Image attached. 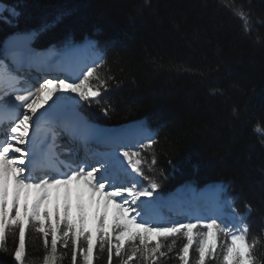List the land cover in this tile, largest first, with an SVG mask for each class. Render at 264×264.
Instances as JSON below:
<instances>
[{"label": "snow or ice", "instance_id": "obj_1", "mask_svg": "<svg viewBox=\"0 0 264 264\" xmlns=\"http://www.w3.org/2000/svg\"><path fill=\"white\" fill-rule=\"evenodd\" d=\"M235 14L249 32L248 14ZM20 15L0 0V19L11 24ZM14 35L22 46L13 41L0 54V252L8 251L11 235L13 264H26L30 226L43 239L42 264H58L65 255L58 246L70 245L72 264L78 255L81 264H94L97 249L107 252L108 264L114 257L119 264H157L181 237V264H190L194 245L191 264H264L256 254L260 237L249 239V225L223 185L213 186L210 202L191 185L166 196L145 171L157 163L152 129H100L81 114L80 102L99 103L111 79L98 71L103 57L95 41L67 40L52 63L30 47L35 33ZM86 50L93 52L87 60Z\"/></svg>", "mask_w": 264, "mask_h": 264}, {"label": "trees", "instance_id": "obj_2", "mask_svg": "<svg viewBox=\"0 0 264 264\" xmlns=\"http://www.w3.org/2000/svg\"><path fill=\"white\" fill-rule=\"evenodd\" d=\"M4 3L21 15L11 24L0 19V48L17 32L35 33L36 48L95 39L104 57L98 71L111 79L99 103H82L85 117L113 127L145 120L158 140L156 166L145 171L165 195L188 182L228 183L227 195L241 213L251 205L249 239L260 237L256 254L264 260V0ZM241 8L249 32L235 14ZM185 242L178 238L173 252L157 264H181L177 253ZM15 244L9 235L0 264H13ZM58 252L65 254L58 264H72L71 245L58 246ZM44 254L42 236L30 226L26 264H42ZM195 255L194 246L190 264ZM94 264H108L107 252L97 249Z\"/></svg>", "mask_w": 264, "mask_h": 264}, {"label": "rangeland", "instance_id": "obj_3", "mask_svg": "<svg viewBox=\"0 0 264 264\" xmlns=\"http://www.w3.org/2000/svg\"><path fill=\"white\" fill-rule=\"evenodd\" d=\"M86 41H89V40H86ZM86 41H84L83 43H79L78 45H82V44H84ZM59 49H61V48H59V47H56V46H48V47H46V48H44V49H41V51L39 50V52L40 53H45V54H47L48 56H50L51 58H53V57H55L57 60L59 59V57L56 55V51L57 50H59ZM49 50H53V51H49ZM87 51V50H86ZM86 51H84L82 54L83 55H81L82 56V58H84V59H90L92 56H93V54L92 55H90V58L89 57H87V56H85V54L87 55L91 50H88V52L86 53ZM100 55V54H99ZM34 70V71H33ZM33 70H31L33 73V75H34V73H38V71H37V69H35V68H33ZM61 74H63V73H60V75ZM38 75H40V73H38L37 74V76ZM49 75H52V73H49ZM64 75V74H63ZM63 75H61V77L63 78ZM82 103L83 102H80V108H81V106H82ZM145 124L143 121H139V122H130V123H126V124H124V125H122V126H120V128H118V129H115V128H113V127H108V126H103V125H100V124H97V127L98 128H100V129H102V127H100V126H103V127H107V128H111L112 130L111 131H122V130H134V129H137L138 127H139V125L140 124ZM95 124V123H94ZM95 124V125H96ZM98 125H100V126H98ZM146 125V124H145ZM185 185H190L189 183H185V184H182V185H180L178 188H176L171 194L169 193L167 196H171L172 194H174V193H176V192H178L181 188H183ZM216 185H223L224 186V188H225V195H226V193H227V191H228V184H226V183H224V184H216ZM192 186V185H191ZM210 186V187H209ZM213 186L214 185H208V186H206V187H204L203 189H201V190H198V188H195V187H193V188H195V190H196V192L198 193V194H200L201 196H203L204 197V195L203 194H205V191H208V192H210L211 191V194H212V189H213ZM207 188V189H206ZM204 189H205V191H204ZM206 195V194H205ZM205 198V197H204ZM211 198H212V196L211 195H207V198H205V201H208V202H210V200H211ZM226 198L227 199H229L231 202H232V205H233V208L235 209V212H236V214H237V216H239V217H242V218H244V222L246 223V217H247V215H246V213H241V212H239L238 210H237V208L234 206V204H233V200L232 199H230L229 198V196H227L226 195ZM205 201H202V203L203 202H205ZM165 215H170L171 216V218L172 219H179V220H183V219H185L184 217H181V216H176L174 213L173 214H169V213H165ZM195 246V245H194ZM194 246H193V248H194ZM192 251H193V249L192 250H190V260L192 259Z\"/></svg>", "mask_w": 264, "mask_h": 264}, {"label": "water", "instance_id": "obj_4", "mask_svg": "<svg viewBox=\"0 0 264 264\" xmlns=\"http://www.w3.org/2000/svg\"><path fill=\"white\" fill-rule=\"evenodd\" d=\"M24 33H29V32H17V33H12L10 34L9 36H7L4 40V43H3V48H7L9 46V44L13 41H18V37L14 34H24ZM32 41V40H31ZM18 46H22V41H18ZM30 47L33 48L31 46V42H30ZM34 50L37 51V49L33 48ZM81 112V111H80ZM81 114L83 115V113L81 112ZM84 116V115H83Z\"/></svg>", "mask_w": 264, "mask_h": 264}, {"label": "bare ground", "instance_id": "obj_5", "mask_svg": "<svg viewBox=\"0 0 264 264\" xmlns=\"http://www.w3.org/2000/svg\"><path fill=\"white\" fill-rule=\"evenodd\" d=\"M86 41V40H85ZM56 58L55 57H53L52 58V63H55L56 62ZM39 73V72H38ZM38 73H34V75L35 74H38ZM90 122V121H89ZM91 123H93L94 124V122H91ZM96 124V123H95ZM96 127H97V124L95 125ZM98 126H100V125H98ZM100 127H102V129H107V130H112L111 128H107V127H103V126H100ZM129 130V129H128ZM210 187V186H209ZM207 189V188H206ZM204 191H205V189H204ZM206 194V195H205ZM205 194H203L204 195V197L205 198H207V195H211L212 196V194H211V191L210 192H208V191H205Z\"/></svg>", "mask_w": 264, "mask_h": 264}]
</instances>
